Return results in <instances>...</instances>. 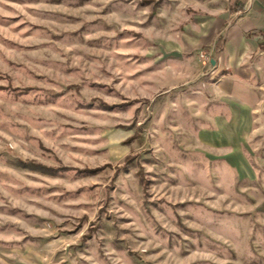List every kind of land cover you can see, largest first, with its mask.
I'll use <instances>...</instances> for the list:
<instances>
[{"label":"rangeland","instance_id":"374dc122","mask_svg":"<svg viewBox=\"0 0 264 264\" xmlns=\"http://www.w3.org/2000/svg\"><path fill=\"white\" fill-rule=\"evenodd\" d=\"M188 15L0 0V264H264V123L214 118Z\"/></svg>","mask_w":264,"mask_h":264},{"label":"crops","instance_id":"0c3cea01","mask_svg":"<svg viewBox=\"0 0 264 264\" xmlns=\"http://www.w3.org/2000/svg\"><path fill=\"white\" fill-rule=\"evenodd\" d=\"M188 14L185 50L208 56L203 80L215 79L214 118L236 122L234 136L245 135L243 123L246 135L255 132L264 123V0H188Z\"/></svg>","mask_w":264,"mask_h":264},{"label":"built area","instance_id":"2783aa9c","mask_svg":"<svg viewBox=\"0 0 264 264\" xmlns=\"http://www.w3.org/2000/svg\"><path fill=\"white\" fill-rule=\"evenodd\" d=\"M201 56H204L203 52L201 53Z\"/></svg>","mask_w":264,"mask_h":264}]
</instances>
